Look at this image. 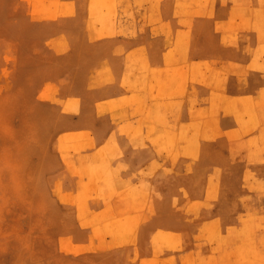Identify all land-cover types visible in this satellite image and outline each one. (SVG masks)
<instances>
[{
    "label": "rangeland",
    "instance_id": "1",
    "mask_svg": "<svg viewBox=\"0 0 264 264\" xmlns=\"http://www.w3.org/2000/svg\"><path fill=\"white\" fill-rule=\"evenodd\" d=\"M106 2L108 12L102 13L104 6L99 0H87L86 13L94 20V33L87 36L84 33H69V38L60 40L61 47L67 49L64 52L54 47L52 35L56 34L55 26L64 16L75 15V0H0V264H99L103 257L115 251L127 255V264H137L140 260L143 264H256V258L245 260L244 244L241 243L240 246L239 242L228 251V262L219 260L215 250L216 236L221 232L219 221L200 227L198 231L201 233H193L195 230L184 228L166 232L172 228L159 221L154 223L158 224L157 227L144 225L140 234L148 235L151 230L153 239L152 255L142 260L139 256L138 238L142 215L148 219L160 217L159 212L147 207V202L151 197L161 196L159 190L162 185H152L148 179H142L135 192L130 187L120 195H115L114 180L109 178L110 175L104 170L94 171L93 164L88 165L83 159V154L91 156L85 153L93 143L91 132L67 130L58 140L68 127L84 128L78 126L81 119L78 108L88 101L84 97L82 80L91 73L89 56L96 52L99 45L109 49L111 56L115 47L111 41H131L136 38L133 31L126 32L118 28L119 20L134 16V7H121L119 0ZM151 3V0L137 2L140 8L145 9ZM162 8L158 7V10ZM190 10L187 12L189 20L191 15H195L203 19L206 27L207 23L214 25L215 32L219 33L214 42L221 48L227 45L228 32L249 24L246 13L237 11L232 14L226 4L218 8L216 16L210 22L197 1ZM221 10H226L221 13L224 14L222 17L219 15ZM142 24L149 25L147 33L150 28H154L155 32L163 30L168 33L173 21L167 18L150 24L147 18H143ZM157 27L161 29L158 30ZM198 39L200 37L195 38ZM195 40L184 38L182 42L190 45ZM218 40H221L222 45ZM73 41H80L75 51L70 49ZM204 41L207 47L212 45L207 36ZM145 46L151 48V42L146 41ZM96 60L101 65V59L97 57ZM142 61L146 77V72L151 67L150 61L146 56ZM185 62L183 60L171 67L168 72L171 74L170 80H160L151 90L150 97L133 94L136 107L142 111L135 124L138 125L137 134L131 137L141 136L145 120L149 119L152 123L167 122V116L179 111L184 105L189 84L191 86L194 81H199L203 74L201 64L190 70L184 66ZM134 68L130 61L124 62L122 72L126 75L123 81L125 85L130 83V74ZM213 69L206 66L205 79ZM76 85L80 88L75 91ZM224 88V84L217 80L216 91L224 92ZM213 98L214 94L207 95L208 101ZM161 100H164V106L172 110L168 111L166 107L161 110ZM146 103L148 110H145ZM228 104L231 108L235 106L233 101ZM70 105L73 107L71 112L68 109ZM154 110L159 112L155 116ZM64 113L68 116V124L62 120ZM194 130V127L189 126L185 131L192 137L191 147L196 148L197 141H193ZM248 131L254 135L255 127L251 126ZM29 133H38L40 148L37 155L32 156L30 161H25L20 155V148ZM239 138L238 128L227 125L219 143L223 149H229ZM202 142L211 145L214 140L207 137L200 144ZM131 143L132 140L127 148ZM109 150L114 157L123 153L117 146H112ZM188 153L180 155L177 149L172 151V158H178L176 167L180 157ZM51 159L62 161L57 172H53L55 162ZM36 169L43 173V182L38 185L31 179ZM158 180L163 182L165 177L161 176ZM70 183L80 184L79 187L84 188V191L78 195L74 189H70ZM108 189L112 197L104 194ZM217 189L219 187L214 186L215 192ZM77 196L81 210L75 207ZM115 196L135 199V207L127 210L118 206L120 209L117 208L116 212L109 204ZM190 197L185 209L187 215L190 213L188 216L197 218L203 211L211 209L212 205L207 200H196V195L192 194ZM102 201L108 205L105 209L84 208L87 202L94 205L93 202ZM72 212L79 217L81 227L91 235L90 240L74 238ZM177 215L174 220L180 224L175 218Z\"/></svg>",
    "mask_w": 264,
    "mask_h": 264
},
{
    "label": "bare ground",
    "instance_id": "2",
    "mask_svg": "<svg viewBox=\"0 0 264 264\" xmlns=\"http://www.w3.org/2000/svg\"><path fill=\"white\" fill-rule=\"evenodd\" d=\"M151 1L150 7L145 9L139 7L138 0H119L121 7L133 6L135 12L133 17L126 16L119 20L118 28L126 32L133 31L136 38L131 41H111L115 44L111 56V51L100 45L96 52L89 56L91 73L85 75L82 80L84 97L88 101L78 108L81 117L78 126L88 127L94 132L97 151L91 156L83 154V159L88 165L94 161V171L107 169L106 159L112 155L109 148L118 146L119 140L124 136L137 134L138 125L135 124L142 109L136 107L133 94L150 97L151 90L160 80H170L171 74L168 72L171 67L186 59H199L203 62L200 63L203 74L199 81L189 85L184 105L179 111L170 113L166 118L167 122L152 123L149 119L145 120L141 137L139 136L146 149H152L157 154L154 165L161 163L162 159H170L174 164L175 175L179 172L175 165L178 158H172V151L177 149L180 155L191 152L186 155L191 159L187 177H176L172 189L164 196L158 197L155 202L157 212H163V220L159 223L176 229L180 224L175 222L174 216L183 213L182 228L195 230V233L200 227L219 221L221 232L219 230L220 234L216 236L215 250L221 262L229 261L228 251L239 242L244 244L246 261L256 258V264H264V0ZM195 1L202 7L208 22L216 16L218 8L226 4L232 14L237 11L246 13L249 24L228 32L227 45L224 48L216 46L214 40L219 33L215 32L214 25L207 23L206 27L203 19L195 15H191V20L188 19L187 12L191 11L190 7ZM75 2V15L64 16L55 26L56 34L52 35L54 47L64 52L67 49L61 47L60 40L69 38V33H84L87 36L94 33L96 28L92 23L93 18L86 13L87 0ZM99 2L104 6L101 12L107 13L106 0ZM158 7L163 8L159 11ZM143 18H147L150 24L168 18L173 24L168 33L163 30L147 33L149 25L142 24ZM206 36L212 41L210 47L205 44ZM196 37L200 39L195 40ZM184 38H193L195 42L186 45L182 42ZM146 41L151 42V48L145 46ZM79 45L80 41H73L71 51H75ZM145 56L151 66L146 72V77L142 69V59ZM97 57L101 59V65L97 62ZM126 60L135 68L130 74V83L125 85L123 81L126 75L122 70ZM206 66L214 68L207 79L204 78L207 74ZM216 69L222 71L219 81L225 86L224 92L216 91ZM78 88L80 86L76 85L75 91ZM208 94H214L213 100H207ZM230 101L235 103L234 108L228 104ZM68 109L71 112L73 107L70 105ZM148 109L146 103L145 110ZM158 113L157 110L153 111L154 116ZM62 120L65 124L69 123L65 113ZM227 125L236 126L240 138L230 145L231 148L223 149L219 142ZM189 126L195 129L193 141H197L196 148L194 142V147H191L192 137L185 131ZM251 126L255 127L254 135L249 134L248 129ZM207 137H211L214 142L211 145L204 142L200 144ZM140 146L145 147L141 144ZM110 172L118 185L126 186L132 183L131 176L123 175L122 166H115ZM201 177L204 192L196 195V200L202 198L212 206L209 211H203L195 218L188 216L190 213H185L191 200V194L187 190ZM214 186L219 187L217 192ZM79 191L78 195L84 188L81 187ZM78 198L77 196L75 207L81 210ZM134 202L128 200L120 206L127 209ZM151 226L157 227L158 224ZM147 236L146 233H141L140 240H146Z\"/></svg>",
    "mask_w": 264,
    "mask_h": 264
},
{
    "label": "crops",
    "instance_id": "3",
    "mask_svg": "<svg viewBox=\"0 0 264 264\" xmlns=\"http://www.w3.org/2000/svg\"><path fill=\"white\" fill-rule=\"evenodd\" d=\"M224 11H226V10H221L219 12V15L221 17L224 15V14H221ZM157 29L160 30L161 27H157ZM153 30H154V28H150L149 29V33H151ZM218 42H219L220 45H222L221 40H218ZM200 63H203V62L200 61L199 59H186V62L184 63V66H186V67H188V69L192 70L195 65L200 64ZM191 77H192V75H190V81H191ZM214 77L217 80H221L220 78L222 77V71L218 70L217 73L214 74ZM188 90H189V87H188ZM157 101H158V99L156 98V102ZM160 103L163 104V105H160L161 110H162V109H164L166 107V106H164L165 102H164V100H161ZM166 109L168 111L172 110V109H169L167 107H166ZM67 130H72V131H76V132H87V133L91 132L93 134V143H92V146L89 147L85 151V153H87L88 155H94L96 153L97 150H96L95 135H94V132L92 130H90L88 128L73 129L72 127H68L65 130H63V132L60 134V138H58V140L61 139L62 135L64 133H66L65 131H67ZM138 138H136V140H135V137L124 136L122 139H120L117 147L120 148L123 151V153L121 155L117 156V157H114L113 154H112L111 157H108V159H106L107 169H108V172L110 174L107 172V169H102V170H104L108 175H110V177L112 176L111 178L114 180L113 185H114V188H115V190H114L115 195H120L127 187L128 188L132 187L134 192H135L134 188H136L138 183H140V181L142 179H148L151 182L152 185H154V184L162 185L160 190H159V192H160V195L164 196L165 193H167V191L169 189H172V187L174 186V181H175L176 177H180L181 179H185L187 177V167L189 166V163H190L191 159H189L188 156L180 157V159L178 160V163H177V168H178L179 172H178L177 175H175V174H173V167H174L173 162L170 159H162L161 163L154 165V161L156 159L157 154L152 149L151 150L149 149V151H148L146 149L145 144H143L144 141H142L140 138L139 139ZM131 140H132V143L127 148L128 143ZM134 141H136V143ZM140 144L145 146V147L140 146ZM135 147H138V149L135 148ZM110 158H112L113 162H112V160ZM123 158H124L125 161L123 160ZM51 160L55 162L54 163L55 167H54L53 172L54 171L57 172V170L62 165V161L60 159L59 160L51 159ZM110 160H111V162H110ZM138 162H139V164H138ZM92 164H93V166H95L94 165V161H92ZM119 165L122 166L123 175L132 177V183L130 185H126V186L125 185H118L115 182V179H114V177L112 175V172H110V169H112V168L114 169L115 166H119ZM159 166H161V167H159ZM139 171H141L142 173H140ZM134 172L136 174H134ZM143 173L145 174V176H144ZM157 174H158V176H157ZM161 176L165 177V180L163 182H159V180H158ZM203 183H204L203 182V177L198 178L197 181L194 184L190 185V188L187 191H189V194H192V195L201 194V193L204 192ZM68 186L70 187V189H74L75 193H79L80 192L79 191L80 184H71L70 183V184H68ZM151 193H152V191H151ZM104 194L105 195H109V197H112V195L110 194L109 189ZM158 197L159 196L151 197L150 200L147 202V207H150L149 208L150 210H156V211L158 210L157 205H155V202L158 200ZM127 200H129L131 203L133 201H135V199H122L120 196L119 197L115 196L113 199H111L109 201V204L117 212L118 206H120V204H122L123 202H125ZM93 204L94 205H92L90 202H87V204H86V206L84 208L85 209L86 208H92V209H95V210H102V209H105L108 206L106 204V202H104V201H102V202H93ZM135 204H136V201L133 204H131L127 208V210L134 208ZM71 210L72 211L74 210V205L71 207ZM159 214H160V217L158 219L157 218L148 219L147 217L142 215V223H141V225L139 227V234H138L139 244H140L139 256H140V258L142 260L147 258V257H150L152 255L151 254V245H152V239H153V231L150 230L146 240L140 241L141 228L144 225L151 226L154 223H157L158 221L163 220V219H161V216L163 215V212H159ZM183 215H184L183 213H180L179 215H177L175 217L176 219H178L180 225L175 230L174 229H171V230L167 229L166 232H174V231H176L178 229H183L182 228L183 227V221L181 220V217ZM72 217H73V220H74V238L81 239V240H84V241L90 240L91 239V235L83 227H81L79 217L75 216L73 214V212H72ZM149 250H150V252H149ZM126 257H127V255L125 253H121V252L115 251L114 253L103 257L99 261V264H127V260H125ZM85 264H91V263L87 262ZM137 264H143V263L140 260Z\"/></svg>",
    "mask_w": 264,
    "mask_h": 264
},
{
    "label": "clouds",
    "instance_id": "4",
    "mask_svg": "<svg viewBox=\"0 0 264 264\" xmlns=\"http://www.w3.org/2000/svg\"><path fill=\"white\" fill-rule=\"evenodd\" d=\"M40 141L38 133H29L20 148V155L25 161H30L32 156L38 154ZM31 179L38 185L43 182V173L36 169Z\"/></svg>",
    "mask_w": 264,
    "mask_h": 264
}]
</instances>
